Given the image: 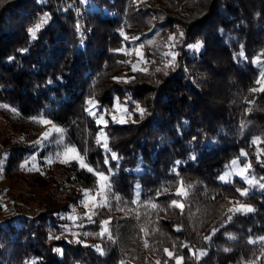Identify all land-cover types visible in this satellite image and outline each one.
I'll list each match as a JSON object with an SVG mask.
<instances>
[{"label":"trees","instance_id":"obj_1","mask_svg":"<svg viewBox=\"0 0 264 264\" xmlns=\"http://www.w3.org/2000/svg\"><path fill=\"white\" fill-rule=\"evenodd\" d=\"M83 4L84 17L73 0H0V105L17 110L0 107V114L27 138L19 143L3 136L0 161L6 155L5 177L20 173L33 155L42 163L52 144L40 148L28 140L42 129L30 118L43 115L65 129L64 144L86 152L93 168L112 169V192L120 199L109 193L108 206L91 221L78 220L89 235L77 239L49 238L59 228L54 212L13 214L0 233V264H176V256L181 264H264V191L243 197L237 189L247 188L244 182L218 179L239 159L264 183V91H250L259 76L254 59L264 57V0H83L79 8ZM44 13L51 18L32 40L28 28ZM150 28L162 39L149 51L153 64L125 75L127 55L115 50H126ZM180 32L183 38L170 48L168 37ZM198 41L199 52L187 47ZM161 49L178 53L175 67L166 66L171 57ZM89 98L111 110L104 131L119 161L104 164L108 153L96 143L103 125L85 111ZM116 98L132 113L124 114L125 123L110 116L118 118ZM133 101L146 110L143 118ZM181 180L191 186L184 197L175 195ZM174 199L182 209L170 206ZM238 200L253 211L230 212ZM105 220L111 240L97 235ZM197 250L206 255L197 260Z\"/></svg>","mask_w":264,"mask_h":264},{"label":"rangeland","instance_id":"obj_2","mask_svg":"<svg viewBox=\"0 0 264 264\" xmlns=\"http://www.w3.org/2000/svg\"><path fill=\"white\" fill-rule=\"evenodd\" d=\"M77 5L78 12L81 11V15L84 17L87 7L83 4L82 8L79 6L82 4L83 0H73ZM81 16V17H82ZM83 19L79 17V24L81 26ZM154 29V28H153ZM150 28L147 32L138 35L133 40H128L127 49L125 52L127 58L125 60L126 69L124 70L125 75L130 72H144L149 69L150 64H153V59L149 51L152 50V47L156 44L159 45L161 37L159 36V31H153ZM139 39V40H138ZM162 40V39H161ZM151 42V43H149ZM143 45V47H140ZM165 48V46H164ZM161 55L164 57L162 49L160 50ZM139 53V55H138ZM259 58L261 63H264V57L258 55L254 59V65L259 69L256 61ZM133 65L136 66V70H133ZM259 78V76H258ZM264 85L257 84V89ZM87 107V105H86ZM113 109V108H112ZM114 112L117 114V119H123L125 117L124 105L119 104L118 106L114 105ZM113 116V115H110ZM41 134L37 139L28 140L30 143L35 141L42 140V134L49 131L52 128L51 124H41ZM13 132L10 124L2 117L0 114V141L3 136L6 134L12 142L24 143L27 141V138L23 133ZM58 138V134L54 131L52 135L44 140L40 145V148H44L45 145L51 143L52 151L47 153V155L42 159V163L39 162V158L35 155V160H32V157L27 161L28 163L21 167L20 173H10L8 177H5L3 174L4 160L6 155L1 159L2 164H0V221H4L5 224H0V233L4 230L6 222L8 219L13 217V214H22L25 216H37L43 213H53L58 220V229H56L51 236L54 238L59 237L60 239H77L79 234L82 237H87L89 234L86 231H82L80 228V223L78 220H89V216H93L97 213L98 202L101 201V196L99 192L101 191L98 188V178L93 173L88 172L86 169L81 168L79 164L75 161L70 163H61L60 161L66 159L65 156L61 155L57 158L56 153L62 152L63 148H59V145L54 141ZM64 138V137H63ZM48 158H51V163H48ZM238 166L235 171L239 172L243 169V166L248 163L241 164L239 159ZM25 164V162L23 163ZM22 164V165H23ZM231 165V162L228 166ZM229 169L226 168L223 175ZM110 175L109 173H105ZM247 175L251 177L249 169L247 170ZM252 178V177H251ZM232 181L234 179H240L239 176L233 175L231 177ZM220 181V180H219ZM221 183H224L220 181ZM100 185H103V181L99 182ZM245 183V182H244ZM228 184V183H224ZM248 188V193L251 191H264L259 185L253 180V186L245 183ZM255 187V188H254ZM254 188V189H253ZM90 190L89 195L85 197L84 190ZM137 196V191H136ZM244 197V196H243ZM95 198V199H93ZM84 201V203H81ZM240 204L248 205L243 200H238ZM87 205V207L85 206ZM235 207H238L236 202ZM241 213V212H234ZM69 217H72L69 219ZM61 221V222H60ZM65 226L67 230H65ZM108 228V225H107ZM87 233V235H85ZM107 235V234H105ZM1 236V235H0Z\"/></svg>","mask_w":264,"mask_h":264},{"label":"snow or ice","instance_id":"obj_3","mask_svg":"<svg viewBox=\"0 0 264 264\" xmlns=\"http://www.w3.org/2000/svg\"><path fill=\"white\" fill-rule=\"evenodd\" d=\"M50 18L51 17L48 13H44L39 18V21L33 27L28 28V33H29L30 38L32 40H35L37 38V33L40 31L42 26L48 22V20ZM76 28L78 31L80 30L81 26L79 23L76 25ZM81 35H82V33H81ZM183 35H184L183 32L179 33V38L175 34L170 35L168 37V39H169V41H171L173 43H171L169 45V47L175 48L176 44L179 43V39L183 38ZM125 39H127V37H125ZM133 39H137V38H133ZM149 43H151V42H149ZM140 47H143V45H140ZM187 47L189 49H191L193 52H199L201 50V48L203 47V43L198 41L195 44L187 45ZM20 51L26 52L27 49H21ZM115 51H125V50L124 49H117ZM125 54H129V53L125 52ZM138 55H139V53H138ZM164 55L171 57V59H168L166 61V66L175 67V64H176L175 58L178 55V53L174 52V51H170L168 53H165ZM240 55H243V53L241 52ZM256 63L258 65V67H260V74H259V78L255 81V83L262 84V81H264V63H261L259 58L257 59ZM133 70L134 71L136 70L135 65H133ZM157 71H160V69H157ZM165 75H167V73H165ZM116 79L119 80L120 78H116ZM120 82L128 83L130 81L129 80H121ZM48 83H52V81L49 80ZM250 91H252V92L264 91V85H262L259 89H256V88L250 89ZM128 99L130 100L131 98L129 97ZM85 103L87 105V107L85 108V111L88 112V114L93 117V119L96 121L97 125H103V127H101L99 132L97 133L96 143L100 148H102L105 151V153H108V155H106L104 157V164L108 165L110 160L119 161L121 158L117 155V153L113 152L111 150V148L109 147V143H108L109 137H108V134L104 131V128H106L107 124H108V121L104 119V114H105V112L110 113L111 110L99 108L98 102L94 98H89L88 100H86ZM133 103H136V102L133 101ZM119 104H120L119 98H116V105L118 106ZM0 107H4L5 109H8L14 113L17 112V110L15 108H12L9 105H0ZM135 111L139 112L141 118H143V116L146 114V110L141 108L138 103H136ZM124 112L129 118L131 117L132 113L128 112L126 107L124 108ZM30 119H32L34 122H37V123L51 124L52 125V128L49 131L42 134V140L37 141L36 142L37 144H42L43 141L47 140V138L49 136H51L52 132L54 131L55 133L58 134V138L54 142L57 143L58 145H63V151L57 152L56 156H57V158H59L61 155L66 157V159H63L60 162L61 163H70L72 161H75L79 164V166L81 168H84L88 172H91L95 176H97L98 188L101 189V191L99 192V195L101 196V201L98 202V204H97L98 207H107L108 206V194L109 193L116 200L120 199L119 196H117L114 192H112V180L110 179V175H115V173L112 172L111 168L108 169V172L110 175H106L105 172L100 171L99 168H93L86 159V156H87L86 152L81 154L80 150L77 149L74 145L64 144L63 137H64L65 129L53 124V122L51 120L47 119L43 115H40L39 117H31ZM112 120H113V122H116V123L127 122L126 120H123V119H117L115 116H112ZM193 139H195V137ZM257 140H259V138H256V140H254L253 142L255 143ZM241 155L242 156L246 155V153L242 152ZM193 159H194V157H193ZM32 160H35L34 156L32 157ZM47 162L51 163V158H48ZM27 163H28V161L26 160L25 164L21 165V167H24ZM176 163L180 164L181 162L177 161ZM238 163H239L238 160H233L231 162L230 166H226L229 170L226 171L223 175H220L218 177V179L224 183L230 184V183H233L231 177L233 175H237L245 183L249 184L250 187L253 186V178H251L249 175L246 174L247 170L250 168V164H245L241 171L236 172L235 169L238 166ZM0 164H2V161H0ZM261 179H264V178H261ZM100 181L104 182L102 186L99 183ZM259 186L262 189H264V183H261ZM190 187H191L190 185L185 187L183 181L181 180L180 186L177 187V191L175 192V195L180 196V197L187 196ZM165 191H166V189H165ZM89 192H90V190H87V189L84 190L85 197H87L89 195ZM237 192L240 194V196H246L248 194V188H244V189L238 188ZM159 194L160 193H158V195ZM138 196H139V187L137 186V197ZM93 199H95V198H93ZM81 203H84V201H81ZM133 203H136V201H133ZM237 204H238V207H235L234 209H229V211L230 212H241V213L253 211V209L249 205L240 204L238 201H237ZM85 206L87 207V205H85ZM170 206L178 207L181 209L183 208V204L180 203L178 200H175V199L171 201ZM153 207H155V205H153ZM71 218L72 217H69V219H71ZM228 218L231 219V217H228ZM88 219H89V221H91L92 217L89 216ZM109 223H110L109 220L101 221L102 229H101V232L98 233L97 235L104 236L105 234H107V238L111 240L112 235H111V232L109 231V229L107 228V225ZM65 230H67L66 226H65ZM177 230H179V228ZM213 232H215V229L213 230ZM85 235H87V233H85ZM49 238L50 239L52 238L51 235L49 236ZM210 238H211L210 236L205 237L206 240H208ZM56 239H59V237H56ZM259 240L261 242H264V237L259 238ZM251 242L255 243L256 241H251ZM145 246L147 247V243H145ZM183 246L188 247L187 245H183ZM96 250L101 255L104 254V249L101 248L100 246H96ZM55 251L60 252V249H55ZM164 251L169 255V257L173 256V252H169L168 249H165ZM197 252L199 253L198 255H197ZM197 252H193V255L196 257L197 260H199L200 256L206 255V252L204 250H197ZM175 259H176V264H181L183 257L182 256H176ZM156 264H160V262L157 261Z\"/></svg>","mask_w":264,"mask_h":264}]
</instances>
